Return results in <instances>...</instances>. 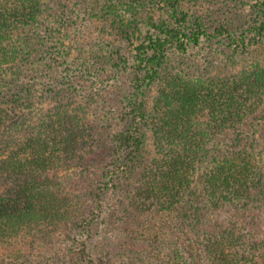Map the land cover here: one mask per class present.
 <instances>
[{"label":"trees","instance_id":"1","mask_svg":"<svg viewBox=\"0 0 264 264\" xmlns=\"http://www.w3.org/2000/svg\"><path fill=\"white\" fill-rule=\"evenodd\" d=\"M45 1L0 0V250L18 240L27 243L29 238L44 236L52 229L74 231L90 198H81L69 184L88 176L94 166L98 168L117 152V145L111 139L107 143L105 137L109 136L103 134L108 130V118L91 103L58 100L50 108L39 109L43 102H38L35 93L37 86H43L42 45L34 39L31 28ZM108 2L94 0L96 6L86 8L100 13ZM182 23L178 17H171L169 22L162 21L159 33L137 39L131 65L137 117H147L152 144L139 186L127 198L129 206L141 215L178 220L184 194L196 173L203 170L198 169L200 162L215 149L221 158L204 169L201 177L212 205L228 216L227 225L219 226L207 239V263L256 264L260 249L254 244L264 236L251 230L243 234V229L236 228L239 220L255 209L258 198L264 209V133L258 128L242 129L253 122L263 104L264 76L254 79L244 73L249 69L204 79L162 72L170 49L186 51L203 38H225L244 49L250 38L263 50L264 22L253 26L248 34H234L226 27L212 33H186ZM119 25L122 31L131 30L124 20ZM119 25L113 24L115 29ZM257 49L249 53L248 66L255 67L254 62L262 59L254 55ZM151 86L158 89L154 107L143 100ZM139 131L130 130L122 136L121 143L130 153L123 163L112 165L113 169L120 166L121 173H126L142 148L149 145ZM254 133L260 138L255 139ZM221 137L226 141L219 144ZM248 138L253 142L250 147L238 146ZM223 147L231 151L221 154ZM119 173L108 171L109 180L103 189L116 187ZM163 250L165 255L159 261L140 264H181L175 251ZM90 253L85 244L83 256L90 258ZM23 260L29 261V257L21 252L0 264H22Z\"/></svg>","mask_w":264,"mask_h":264},{"label":"rangeland","instance_id":"2","mask_svg":"<svg viewBox=\"0 0 264 264\" xmlns=\"http://www.w3.org/2000/svg\"><path fill=\"white\" fill-rule=\"evenodd\" d=\"M93 1L46 0L38 8L37 20L31 30L34 39L42 45L43 86H37L35 97L38 102H43L39 109L50 108L58 100L89 102L97 107L98 113L102 112L110 125L103 133L109 136L105 141L108 143L111 139L117 145V152L98 168L94 166L91 174L69 184L75 194L90 198L88 206L81 210V221L74 231L52 229L44 236L29 238L27 243L18 240L0 250V262L9 255L24 252L29 261H20L22 264H140L159 261L164 257L166 247L179 255L181 264H208L207 239L218 231L219 226L227 225L228 216L212 205L201 177L204 169L212 167L221 158L215 149L207 153L208 157L202 160L204 163L197 165L203 170L196 173L194 182L184 194L178 220L173 216L141 215L129 206L127 198L139 186L152 144L147 117H137L135 73L131 65L137 39L159 33L162 21L169 22L171 17H178L183 21L180 25L186 33L198 30L212 33L226 27L234 34H248L253 26L264 22V0H109L100 13L86 8L95 7ZM123 20L131 30H121L119 21ZM113 24H118V28L115 29ZM247 41V49L225 38H203L198 46L186 51L172 48L162 73L204 79L240 74L249 69L250 72L244 73L260 79L264 76V39L263 50L257 49L250 38ZM254 49H257L254 55L262 56L263 60L254 62L257 65L251 67L248 66L251 61L246 60ZM157 93L158 89L151 86L143 100L154 107ZM257 128L264 133V99L253 122L242 129ZM136 129L140 130L145 143L149 140V145L142 148L131 169L121 173L123 168L113 169L112 165L125 161L130 149L126 150L121 143L122 136L126 137L127 132ZM253 136L260 138L257 133ZM224 141L226 138L221 137L217 143ZM252 143L248 138L238 146L250 147ZM226 150L231 151L223 147L221 154ZM115 170L120 172L116 187L103 189L107 172ZM258 201L253 206L255 209L250 210L243 221H238L236 229H243V234L251 230L264 236V209L260 208L259 198ZM85 244L91 250L90 258L82 254ZM254 246L260 249L256 252L258 255L255 256L259 258L255 263L264 264L261 258L264 256V237L258 238Z\"/></svg>","mask_w":264,"mask_h":264}]
</instances>
